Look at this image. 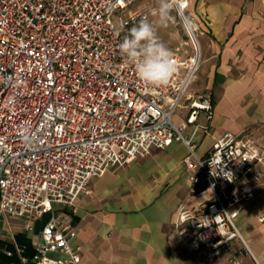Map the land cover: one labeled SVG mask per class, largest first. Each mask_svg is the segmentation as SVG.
Returning a JSON list of instances; mask_svg holds the SVG:
<instances>
[{"label": "built area", "instance_id": "1", "mask_svg": "<svg viewBox=\"0 0 264 264\" xmlns=\"http://www.w3.org/2000/svg\"><path fill=\"white\" fill-rule=\"evenodd\" d=\"M136 1L0 0V214L51 212L34 264L81 261L76 232L53 213L54 203L73 206L93 178L173 142L187 149L197 199L178 208L175 231L188 248L212 255L235 241L245 245L237 219L257 196L264 144L225 132L198 155L193 138L210 134L214 104L191 92L202 53L196 28L182 19L188 1L176 11L188 42L172 51L178 71L159 87H145L119 53L124 33L146 16L132 10Z\"/></svg>", "mask_w": 264, "mask_h": 264}, {"label": "crops", "instance_id": "2", "mask_svg": "<svg viewBox=\"0 0 264 264\" xmlns=\"http://www.w3.org/2000/svg\"><path fill=\"white\" fill-rule=\"evenodd\" d=\"M187 1L185 14L203 55L200 82L191 92L209 94L214 104L210 134L193 138L198 155L207 154L212 138L225 132L246 133L264 144V0ZM198 121L205 123V116ZM190 130L186 126L184 134ZM186 154L180 142L153 149L138 164L93 178L73 206L52 205L76 232L72 244L80 249V264H264V178L237 219L245 245L235 241L212 255L203 247L188 248L175 231L178 208L197 205ZM50 216L0 214V264H34L33 250Z\"/></svg>", "mask_w": 264, "mask_h": 264}, {"label": "clouds", "instance_id": "3", "mask_svg": "<svg viewBox=\"0 0 264 264\" xmlns=\"http://www.w3.org/2000/svg\"><path fill=\"white\" fill-rule=\"evenodd\" d=\"M185 3L186 0H158L150 13L155 19L144 16L124 33L118 43L124 63L134 69L145 87L166 85L178 71L172 50L158 37L157 26H167L171 13L174 10L180 12ZM182 19L191 23L188 17ZM116 35H120V30Z\"/></svg>", "mask_w": 264, "mask_h": 264}, {"label": "rangeland", "instance_id": "4", "mask_svg": "<svg viewBox=\"0 0 264 264\" xmlns=\"http://www.w3.org/2000/svg\"><path fill=\"white\" fill-rule=\"evenodd\" d=\"M157 3L158 0H138L136 2V6L134 7V10L146 14L149 17V19L152 20L155 18L152 17L150 13L157 6ZM157 34L160 41L163 42L172 51H174L178 47H185L183 42H188V37L182 25V20L175 10L171 13L167 26L165 27L157 26ZM198 40H200L199 35H198ZM202 63H203V55H202L201 65L195 80V82L198 83L200 82L199 73ZM138 162L139 160L134 162L133 164H138ZM262 178H264V175H262Z\"/></svg>", "mask_w": 264, "mask_h": 264}]
</instances>
